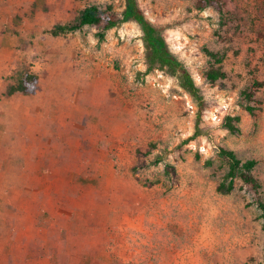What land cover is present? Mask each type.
I'll use <instances>...</instances> for the list:
<instances>
[{
	"label": "rangeland",
	"instance_id": "obj_1",
	"mask_svg": "<svg viewBox=\"0 0 264 264\" xmlns=\"http://www.w3.org/2000/svg\"><path fill=\"white\" fill-rule=\"evenodd\" d=\"M137 1L201 98L147 71L135 20L104 40L91 26L49 33L85 5L123 12L125 0H0V264H264L261 210L239 180L217 190L220 148L255 159L264 190V86L256 116L241 97L264 80V0H220L222 13ZM206 50L227 78H204ZM27 71L40 91L8 95ZM236 115L237 133L224 125Z\"/></svg>",
	"mask_w": 264,
	"mask_h": 264
},
{
	"label": "trees",
	"instance_id": "obj_2",
	"mask_svg": "<svg viewBox=\"0 0 264 264\" xmlns=\"http://www.w3.org/2000/svg\"><path fill=\"white\" fill-rule=\"evenodd\" d=\"M199 9L213 7L220 13L223 12V4L220 0H198ZM135 20L143 32L147 71L155 69L164 71L170 76L177 77L182 87L191 92L196 98H201L198 94L199 88L195 83L191 73L182 60L173 52L163 33V28L151 22L141 9L137 0H125V9L118 12L112 5L88 4L79 9L75 16L63 24H56L49 33L52 36H59L69 32H76L86 26L95 27L98 30V39L104 40L106 32L116 27L121 22ZM212 65L204 72V78L211 83L227 78V72L223 66V57L211 50H206ZM264 86V80H254L241 91L243 107L249 114L256 116V111L260 109L261 100L256 97V91ZM41 89L37 74L27 71L15 83L7 86L8 95L16 93L34 95ZM240 116H227L224 125L232 132L240 131ZM220 159L227 164V171L222 181L217 186V190L229 193L235 187L236 180L248 190L251 196V204L257 205L261 210L264 230V190L260 180L254 173L257 161L255 159L242 160L238 154L228 148H220L218 152Z\"/></svg>",
	"mask_w": 264,
	"mask_h": 264
},
{
	"label": "crops",
	"instance_id": "obj_3",
	"mask_svg": "<svg viewBox=\"0 0 264 264\" xmlns=\"http://www.w3.org/2000/svg\"><path fill=\"white\" fill-rule=\"evenodd\" d=\"M93 116L95 117V119L94 120H96V113H94L93 114ZM78 170H86V164L85 163H81L80 165H78L77 164V167H76ZM93 170H96V165L93 167ZM118 228L120 227V222H118ZM117 225L115 226L116 228H117ZM96 228H98L97 227V225H96ZM122 245L125 247H121V250L122 251H124L125 253H126V257H129V259H132V254H131V249L129 250V248H130V246L129 245H127L126 243H125V240H124V242L122 243ZM129 247V248H128ZM129 251H130V256H129ZM127 253H128V256H127Z\"/></svg>",
	"mask_w": 264,
	"mask_h": 264
}]
</instances>
